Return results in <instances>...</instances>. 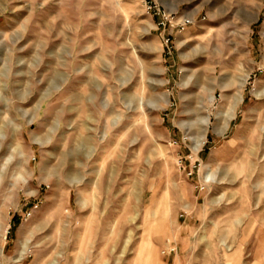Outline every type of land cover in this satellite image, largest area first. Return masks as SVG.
Segmentation results:
<instances>
[{
    "label": "rangeland",
    "instance_id": "374dc122",
    "mask_svg": "<svg viewBox=\"0 0 264 264\" xmlns=\"http://www.w3.org/2000/svg\"><path fill=\"white\" fill-rule=\"evenodd\" d=\"M0 250L264 264V0H0Z\"/></svg>",
    "mask_w": 264,
    "mask_h": 264
},
{
    "label": "built area",
    "instance_id": "2783aa9c",
    "mask_svg": "<svg viewBox=\"0 0 264 264\" xmlns=\"http://www.w3.org/2000/svg\"><path fill=\"white\" fill-rule=\"evenodd\" d=\"M149 9L152 10V12H153L152 15L156 19L155 26H156L157 30L158 29H163V30L172 29V30H174V32L178 33V32L183 31L185 29V27L193 24V21L191 19L185 18V19L177 21L172 16L166 17L164 12H162L160 10V8L157 6L150 7ZM162 40L166 46L167 54H170L171 53V47H168V44L171 40V35L163 36ZM174 251H175V248L169 246L165 250L162 251V254H169V253H172Z\"/></svg>",
    "mask_w": 264,
    "mask_h": 264
},
{
    "label": "bare ground",
    "instance_id": "6f19581e",
    "mask_svg": "<svg viewBox=\"0 0 264 264\" xmlns=\"http://www.w3.org/2000/svg\"><path fill=\"white\" fill-rule=\"evenodd\" d=\"M240 85L243 86L244 83H241ZM240 99H242L241 96H240ZM231 118H232V116H231V117L229 116V117H228V120H227L226 123H225L224 128H225L226 130H227V128H228V124H229V121H230ZM210 179H211V176H210L209 174L206 173V175L204 176V180H205V181H208V180H210ZM80 180H81V179H80ZM80 180H79V181H80ZM77 182H78V180H77ZM1 253H2V251L0 250V254H1Z\"/></svg>",
    "mask_w": 264,
    "mask_h": 264
},
{
    "label": "crops",
    "instance_id": "0c3cea01",
    "mask_svg": "<svg viewBox=\"0 0 264 264\" xmlns=\"http://www.w3.org/2000/svg\"><path fill=\"white\" fill-rule=\"evenodd\" d=\"M158 30L160 31V33H161L162 36H169V35L172 36V34L174 33V30H172V29H165V30L158 29Z\"/></svg>",
    "mask_w": 264,
    "mask_h": 264
}]
</instances>
